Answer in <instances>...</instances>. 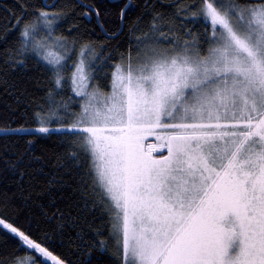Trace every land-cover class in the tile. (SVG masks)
<instances>
[{"label": "snow or ice", "instance_id": "6c2138e0", "mask_svg": "<svg viewBox=\"0 0 264 264\" xmlns=\"http://www.w3.org/2000/svg\"><path fill=\"white\" fill-rule=\"evenodd\" d=\"M29 7L22 3L6 22L17 36L0 57V84L7 95L20 91L19 101L27 88L17 90L8 76L32 61L46 73L47 91L43 103L33 101L35 128L0 132L60 134L48 184L68 210L44 215L83 259L54 254L52 238L38 242L0 214L5 243L9 233L18 238L13 253L29 250L0 264H91L93 251L110 264H264V0H191L167 15L152 6L147 30L133 24L127 49L110 51L128 4L115 31L100 23V43L78 22L57 34L77 7L99 23L95 4ZM33 143L5 161L20 181ZM10 203L5 196L0 210Z\"/></svg>", "mask_w": 264, "mask_h": 264}, {"label": "trees", "instance_id": "16d2710c", "mask_svg": "<svg viewBox=\"0 0 264 264\" xmlns=\"http://www.w3.org/2000/svg\"><path fill=\"white\" fill-rule=\"evenodd\" d=\"M78 1L81 2V0H45L46 3H55L57 6H63L66 3L77 5ZM45 2L44 0H0V57H2L5 48L15 44L17 36L16 31H8L7 33L5 31L6 22L9 19L11 11H15L18 14L22 3L28 4L30 6L29 11H31V6H41ZM127 2L128 0L112 2L111 0H82V3L95 4L100 9L101 15L99 21L108 32H113L121 26L119 19L120 9ZM146 3L149 5L148 9H145ZM184 3L190 4L191 0H130L129 10L126 13L123 24L124 30L116 40H112L109 43V48L106 51H110L118 43L121 50L127 49L129 28L133 24H138L139 30L146 31L151 21L152 6L155 7L156 11L167 15L175 12L176 5ZM86 10L83 7H77V15L62 22L57 34L63 33L67 35L69 24L78 22L81 31L87 29L91 32L90 36L86 34V39L96 40L97 43L106 42L100 25L96 21L95 14L92 13L90 17H81L79 15ZM187 27L191 28L193 32L203 31V26L199 23H190L187 24ZM77 51H79V45H77ZM75 53H73V60H75ZM35 59L33 57V60ZM0 67H2V64H0ZM45 76L46 73L42 72L39 67H34L32 61L29 62L28 69L21 70L17 68L9 73L8 79L10 84L14 83L17 90L27 88V91L17 101L16 96L20 95V91L14 92L13 95H7L4 91V85L0 84V128L6 126L16 128L21 124L29 128L36 127L31 120L32 114L36 110L33 101L43 103L41 97L47 91V88L42 86L46 83ZM35 78H39L40 85H37ZM6 105H11L16 111L10 114ZM21 110L27 115H22ZM29 139L33 140L34 143L31 146V157L26 154L20 162V167H23L26 172L25 177L20 181L18 174L8 170L5 161L15 160L19 153L23 151L24 142ZM60 139L61 136L57 132H50L49 134L38 133L35 135L4 134L0 132V201L5 196L11 201L7 209L0 210V214L6 215L10 222L15 223L26 232H30L32 237L38 242L42 241L46 234L52 238L50 243L54 242V254H58L67 260L76 261L83 259L81 253L76 251L75 246L69 247L61 243L60 238L54 231L57 221L55 219L49 220L44 215L46 213L47 217H52L57 208L63 211L68 210L63 200L59 197L58 189L48 184L50 176L57 174L53 152L56 150L57 142ZM13 142L16 143L15 148L11 146ZM6 143L9 147L8 151L4 152L3 146ZM35 157H39V159H35ZM25 197H27V200ZM37 223H39V228L36 227ZM96 223L99 224L100 222L96 221ZM68 231L73 235L75 234V230L73 229H69ZM4 232L6 230L0 226V259L10 255L25 257L29 254V250L26 247H21L13 253L12 249L19 243L18 238H14L13 234L9 233L7 243H5ZM89 235L91 236V233ZM50 250L52 249L50 248ZM32 254L36 255L38 259L40 258L39 254H35L34 252ZM90 259L91 264H110L109 255L104 254L101 256L97 251H93Z\"/></svg>", "mask_w": 264, "mask_h": 264}, {"label": "rangeland", "instance_id": "374dc122", "mask_svg": "<svg viewBox=\"0 0 264 264\" xmlns=\"http://www.w3.org/2000/svg\"><path fill=\"white\" fill-rule=\"evenodd\" d=\"M53 51H55V50H53ZM78 52H79V51H77V52L75 53V59H76V55H77ZM51 127H52V128H55L56 125L53 124V125H51ZM147 143H149V144H155V143H156V141H155V137H148V138H147ZM158 151H159V149H158Z\"/></svg>", "mask_w": 264, "mask_h": 264}, {"label": "water", "instance_id": "95a60500", "mask_svg": "<svg viewBox=\"0 0 264 264\" xmlns=\"http://www.w3.org/2000/svg\"><path fill=\"white\" fill-rule=\"evenodd\" d=\"M112 1H117V0H111V2H112ZM44 2H45V0H44ZM78 2H79V1H78ZM127 4H128V5L130 4V0H128ZM96 21H97V17H96ZM97 23H98V21H97ZM98 24L100 25V21H99Z\"/></svg>", "mask_w": 264, "mask_h": 264}]
</instances>
